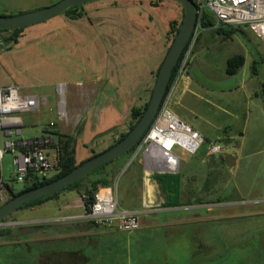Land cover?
I'll return each instance as SVG.
<instances>
[{
    "label": "rangeland",
    "instance_id": "obj_1",
    "mask_svg": "<svg viewBox=\"0 0 264 264\" xmlns=\"http://www.w3.org/2000/svg\"><path fill=\"white\" fill-rule=\"evenodd\" d=\"M60 1L0 0V15L30 13ZM175 3L92 1L82 5L84 16L80 20L66 21L60 14L24 28L10 51L2 48L0 40V71L22 87L23 95H36L41 102L38 110L20 114L22 136L42 137L47 124L54 123L60 133L76 138L74 152L79 163L127 133L130 109L143 106L150 98L172 43L163 22L168 20L165 14L174 17V12L181 10ZM236 55L244 57V64L236 74L228 75L227 60ZM57 83L64 85L62 118L58 116L60 94L54 91ZM168 117L180 120L187 128L184 132L189 128L203 140L192 153L183 148L193 144L189 135L169 133L175 142L170 153L179 159L176 172L183 191L179 203L186 207L169 216L203 220L179 228L170 236L171 241L172 237L187 238L189 251L191 237L213 241L203 244L213 250H196L197 259H189L188 264H264V43L244 27L226 38L214 29H197L159 122ZM158 125L153 124L146 136ZM111 128L116 130L95 137ZM54 140L56 144L55 136ZM5 141L0 133V181L11 182L13 191H20L29 182L15 181L13 157L4 149ZM149 143L150 138L139 151L119 157L86 183L113 170L110 188L119 199V209L142 208L141 199L149 198L147 184L153 173L147 152L144 156ZM213 144L223 150L208 154ZM51 148L50 156L56 154L55 147ZM49 161L52 169L45 178L56 173V160L49 157ZM63 195L70 203L81 196L75 189L57 197ZM157 196H163L161 191ZM52 202L14 211L8 220L18 225L9 228L39 226L36 219L46 214L47 208L51 212ZM78 213L83 214V210L78 209ZM143 217L151 218L145 215L139 219ZM75 244L80 247L82 239Z\"/></svg>",
    "mask_w": 264,
    "mask_h": 264
},
{
    "label": "crops",
    "instance_id": "obj_2",
    "mask_svg": "<svg viewBox=\"0 0 264 264\" xmlns=\"http://www.w3.org/2000/svg\"><path fill=\"white\" fill-rule=\"evenodd\" d=\"M167 15L165 14L164 19L167 17L168 20L163 22L165 34L172 17L170 13ZM64 19L68 20L66 17ZM9 85H15V83L9 79L6 72L0 71V87ZM19 88L23 91L22 87ZM197 135L200 137L199 134ZM52 151H54L52 148L45 150L47 156L54 161L56 154L49 155ZM145 153L146 151L144 152L146 157ZM148 160L151 169L161 167V162L160 164L153 163L149 157ZM168 174H177V172ZM149 178L151 180L147 184L149 198L145 199L143 197L141 199L142 208L125 209L137 212L138 219L139 216L145 215L151 217L140 218L138 230L128 233L83 219L85 207L82 192L76 190V193L78 192L81 196L71 203L67 201V196L63 195L35 206H44L54 201L53 204H50L51 212L48 213L49 208H47L46 214L44 213L36 219L37 222H40L38 223L39 226L10 228L8 235L0 237V264H188L189 259L194 261L197 259L196 250L200 249L206 253L209 252V249L213 250L212 246L203 245L205 243L210 244L213 241L204 240L203 237L194 236L190 238L191 251L188 250L187 238L182 241V238L172 237L174 242L171 241L170 236L172 233L178 232L179 228L203 220L197 218L189 220L182 218V215L170 217V213H177L186 207L180 204L163 207L165 196H157V192L160 193L159 185L151 179V176ZM182 195L183 191L180 186V197ZM4 196L6 198L8 192ZM115 199L119 209V199L116 195ZM80 208L83 210V214L78 213ZM13 222L8 221L1 227H13L7 226ZM58 225L62 227V230H59ZM77 239H82L80 247L75 244ZM60 241H68V244H66L68 246L61 245ZM14 248H18V250H13Z\"/></svg>",
    "mask_w": 264,
    "mask_h": 264
},
{
    "label": "built area",
    "instance_id": "obj_3",
    "mask_svg": "<svg viewBox=\"0 0 264 264\" xmlns=\"http://www.w3.org/2000/svg\"><path fill=\"white\" fill-rule=\"evenodd\" d=\"M192 1L195 5L196 25L189 47L196 39V30L201 28V22L205 14L214 20L215 28L244 27L249 29L264 43V0ZM63 90L64 85L57 84L56 91L60 94V101L58 102V116L60 118L65 117V113L62 110L64 101L61 94L63 93ZM40 104L41 102L38 96L33 94L23 95L20 88L16 85L0 87V133L6 138V141L4 142V149L13 156L14 176L17 183H24L29 173H36L41 177H47L46 174L52 169V164L49 161V157L47 156L45 150L49 147L51 148L52 146L55 147L56 144L54 138H24L21 134L22 120L20 114L38 110ZM164 104L165 101L161 109L164 107ZM160 114L161 110L153 124H160ZM164 121L176 124L179 123L178 130H181V132L186 133L189 137H191L193 142L191 148L182 146L189 152H195L203 142V140L189 128L188 132H184L183 127L185 125L180 120L168 117ZM167 132L169 131H163L165 134ZM148 138H150L149 135L144 137L136 148V151L141 149L142 145ZM222 150L223 148L219 145L213 144L209 147L208 154L220 153ZM0 156H2V150H0ZM149 159L153 163L160 164L161 162L159 159ZM170 169L175 171V167ZM5 194H7V189L4 183L0 181V202L5 200ZM82 218L94 221L102 226L116 228L128 233L139 229L138 213L130 210L118 209L114 191L108 187L98 188L94 194V200L91 204L90 210H84ZM4 225L5 223H1L0 227ZM15 225L18 224L11 223L7 226Z\"/></svg>",
    "mask_w": 264,
    "mask_h": 264
},
{
    "label": "trees",
    "instance_id": "obj_4",
    "mask_svg": "<svg viewBox=\"0 0 264 264\" xmlns=\"http://www.w3.org/2000/svg\"><path fill=\"white\" fill-rule=\"evenodd\" d=\"M156 1L159 3H162L164 0H156ZM175 4H177V6H179L181 10L179 12H174L175 15L173 14L174 17H171V20L168 23V28H167V33H166V36H172V39H171L172 41L174 40V38H175V36L179 30V27H180V24H181L182 18H183V12H184L183 6L181 4H179L178 2H176ZM155 6H157V5H155ZM81 7H82V5L74 6L72 8L67 9L62 14H64L68 20L81 19L84 16V12L81 9ZM0 16L11 17V16H5V15H0ZM201 28L202 29H214L219 35L226 38V37H229V36L235 34V32L238 31V29L240 27H217V28H215L214 20L210 16L205 14V16L201 22ZM22 31H23V29L0 30V40L2 41V43H1L2 48H4L5 50H10L15 44H17L18 39L20 37V33ZM190 42L191 41H189L186 44V46L184 47L183 53L181 54L177 65L175 66V68L172 71L170 82H169V85H168V88H167V91L165 94V99H166L173 83L175 82V80L179 74V69L181 67V63L184 59L186 51L188 50ZM243 64H244V57L242 55H236V56L229 58L227 60L226 73L228 75L236 74L238 72V70L242 67ZM152 90H153V88H152ZM152 90H151V92H152ZM165 99H164V101H165ZM149 100H150V98L148 99V101L143 106H134L130 109L129 119L131 121V124L129 125L128 132L133 128V126L142 117V114H143L144 110L146 109ZM160 110H161V108H160ZM160 110H159V112H160ZM157 116H158V114H157ZM157 116L155 117V119L157 118ZM154 121H153V123H154ZM153 123H152V125H153ZM151 126H150V128H151ZM47 127H48V129L46 128L45 130H43L42 137H44V135H50V137L53 136V138H54V136L56 137V145H55L56 161H55V165H54L56 173L50 178L41 177L36 173H29L27 175L24 183H22V184H26L27 182H29V183L26 186H24L22 188V190H20V191H13V189L11 187V182L10 183H4V185L7 189V192H8V199L7 200L17 196L18 194L25 192V191L34 189L36 187H39V186H42L44 184H47L49 182L54 181V180L64 176L65 174L69 173L74 168H76V166H78L79 164H81L87 160V159H85V160H82L81 162L77 163L75 152H74V145L76 142V139L74 136H70L67 134L60 133L57 129V125L54 123L53 124H47ZM150 128L148 129V131L150 130ZM115 130H116L115 128H111L108 131L97 134L95 137H97V138L103 137L106 134H108L112 131H115ZM148 131L143 135V137L141 138V140L139 141L137 146L131 152H133L138 147V145L144 139V137L146 136ZM127 133L120 134L117 137V139L114 140L108 146V148H110L111 146H113L114 144H116L117 142L122 140L126 136ZM94 155H96V153H92L91 157ZM107 165L108 164H106V165L102 166L101 168L95 170L89 176H87L84 179L74 183L73 185L63 189L61 192L65 191L67 189H75L77 191L82 192L83 204H84L85 210H87V211L90 210L91 204L93 203V200H94V194L96 193L98 188L99 187L110 188V184H111L110 178L112 177L113 170H111L109 173H106L102 176H99V177H96L95 179L90 180L88 183H86V181L89 177H91L94 174H96L97 172L105 169L104 167ZM151 179L153 181L157 182V184L159 185V189H160L161 193L165 196L163 207H172V206H177L180 204L179 203L180 177L178 174L154 173L151 175ZM61 192H59L57 194H53L51 196L40 198L36 201H33L31 203H28V204L22 206L21 208L35 207L37 205L44 203L45 201H48L52 198L57 197ZM7 200H5V201H7ZM21 208H19V209H21ZM8 217H9V215L6 218H4L1 221V223H7L9 221ZM9 230H10L9 227H1L0 228V237H4V236L8 235Z\"/></svg>",
    "mask_w": 264,
    "mask_h": 264
},
{
    "label": "water",
    "instance_id": "obj_5",
    "mask_svg": "<svg viewBox=\"0 0 264 264\" xmlns=\"http://www.w3.org/2000/svg\"><path fill=\"white\" fill-rule=\"evenodd\" d=\"M92 1L97 0H61L59 3L51 7L34 12L19 14L17 16L11 17L0 16V30L24 29L60 15L69 8L77 5H83ZM174 1L183 6V19L180 24L179 30L161 63L150 96V100L139 121L133 126V128L126 134V136L122 140H120L110 148L104 150L103 152L87 159L64 176L42 186L25 191L5 201L0 206V224L4 218L21 208L22 206L36 201L40 198L51 196L53 194L61 192L63 189L89 176L95 170L131 152L137 146V144L139 143L143 135L148 131L153 121L155 120V117L159 113V110L165 99V94L170 82L172 71L177 65L179 58L183 53L184 47L189 41H191L193 33L195 31V5L193 1ZM151 145L152 141L150 140L149 147ZM178 168V165H176L175 171H172L170 168L165 167L152 168L150 169V171L153 173L163 174L176 172L178 171Z\"/></svg>",
    "mask_w": 264,
    "mask_h": 264
},
{
    "label": "bare ground",
    "instance_id": "obj_6",
    "mask_svg": "<svg viewBox=\"0 0 264 264\" xmlns=\"http://www.w3.org/2000/svg\"><path fill=\"white\" fill-rule=\"evenodd\" d=\"M178 125L179 123L176 124L162 121L160 122L158 129L153 130L149 136L152 141V147H149L147 157L161 160V167L165 166L166 168H174L177 165V159L170 154L175 142L169 137V133L180 132L181 130H178ZM183 128V131H187L186 126ZM165 130H168L169 132L166 134L163 133Z\"/></svg>",
    "mask_w": 264,
    "mask_h": 264
}]
</instances>
